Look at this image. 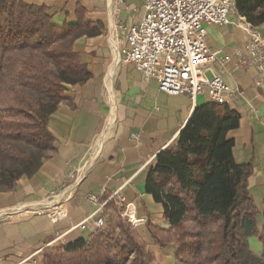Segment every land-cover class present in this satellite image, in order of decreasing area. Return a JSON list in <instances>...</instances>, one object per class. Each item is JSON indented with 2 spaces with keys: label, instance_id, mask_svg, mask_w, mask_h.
<instances>
[{
  "label": "crops",
  "instance_id": "0c3cea01",
  "mask_svg": "<svg viewBox=\"0 0 264 264\" xmlns=\"http://www.w3.org/2000/svg\"><path fill=\"white\" fill-rule=\"evenodd\" d=\"M25 1L47 6L57 25L78 24L77 8L82 6L85 19L96 25L97 32L83 34L74 43L91 77L84 84L68 86L67 99L50 116L54 149L34 175L22 176L10 191H0V264H33L32 256L42 264L47 248L88 238L96 229L93 223L86 229L74 227L95 208L88 200L91 192L108 201L123 186L121 194L137 206L139 216L168 227L163 204L146 191L149 169L157 154L175 141L195 108L211 102L208 94H200L196 103L186 95L168 94L157 80H146L133 64L123 61V35L116 21L138 20L143 15L141 0L127 1L126 5L138 7L135 14L113 0ZM255 28L264 37V24ZM207 30L209 46L230 57L208 74L221 72L232 89L227 106L240 114V124L228 136L234 139L236 162L253 164L249 191L262 229L264 91L257 85L256 68L246 62L250 36L235 17L226 25L209 24ZM110 202L119 208L115 199L107 203L106 223L113 215ZM54 206H62L66 217L54 222L46 212ZM136 228L161 264H176L175 245L161 248L145 224ZM252 240L258 242L256 237ZM259 247L261 253V243Z\"/></svg>",
  "mask_w": 264,
  "mask_h": 264
},
{
  "label": "trees",
  "instance_id": "16d2710c",
  "mask_svg": "<svg viewBox=\"0 0 264 264\" xmlns=\"http://www.w3.org/2000/svg\"><path fill=\"white\" fill-rule=\"evenodd\" d=\"M235 2L247 22L264 24V0ZM77 17L76 25H57L47 6L0 0V191L40 169L54 149L50 116L67 99L68 86L91 77L74 43L97 28L82 6ZM239 124L240 114L227 103L197 106L150 166L146 191L163 204L169 226L145 225L159 247H177L176 264H264V251L249 243L257 237L264 245L249 191L253 164L236 162L228 136ZM110 208L104 227L47 248L42 264H160L121 209L113 202Z\"/></svg>",
  "mask_w": 264,
  "mask_h": 264
},
{
  "label": "built area",
  "instance_id": "2783aa9c",
  "mask_svg": "<svg viewBox=\"0 0 264 264\" xmlns=\"http://www.w3.org/2000/svg\"><path fill=\"white\" fill-rule=\"evenodd\" d=\"M127 1L113 0L118 6L126 5ZM141 6L143 15L138 20L126 22L118 18L116 21V28L123 35L120 39L123 61L133 64L146 80H157L163 92L186 95L194 103L206 92L212 102L227 103L231 87L221 72H211V75L208 72L230 57L209 46L207 26L226 25L233 22L234 17L249 33L246 62L256 68L257 85L264 91V37L237 12L235 0H141ZM126 8L134 14L138 11L137 6L126 5ZM132 137L138 139L137 134ZM122 188L120 186L108 201H102L96 192L89 193L88 200L95 208L74 228L86 229L90 223L95 228L104 227L103 212L113 199L131 224L135 227L146 224L137 206L127 202L121 194ZM52 195L57 196L56 192ZM46 212L54 222L66 217L62 206H54ZM63 236L57 235L58 238ZM29 260L41 264L34 256Z\"/></svg>",
  "mask_w": 264,
  "mask_h": 264
},
{
  "label": "rangeland",
  "instance_id": "374dc122",
  "mask_svg": "<svg viewBox=\"0 0 264 264\" xmlns=\"http://www.w3.org/2000/svg\"><path fill=\"white\" fill-rule=\"evenodd\" d=\"M49 153V152H48ZM256 239L258 240V238L256 237ZM250 243V247H251V249L254 251V252H256V253H258L257 251H259L260 250V247H259V244L261 243V245L263 246V251H264V245H263V243L262 242H260L259 240H258V242H256V241H254V240H252V241H250L249 242ZM149 245V244H148ZM168 247V246H167ZM150 248V247H149ZM150 250L152 251V252H154L151 248H150ZM263 251L261 252V253H258V254H262L263 253ZM154 254H155V256H156V259L158 260V255H156V253L154 252ZM159 262V261H158ZM160 263V262H159ZM177 263V262H176ZM161 264V263H160Z\"/></svg>",
  "mask_w": 264,
  "mask_h": 264
}]
</instances>
